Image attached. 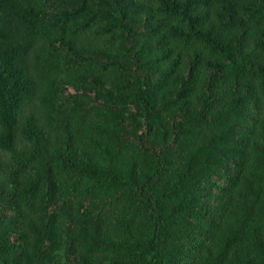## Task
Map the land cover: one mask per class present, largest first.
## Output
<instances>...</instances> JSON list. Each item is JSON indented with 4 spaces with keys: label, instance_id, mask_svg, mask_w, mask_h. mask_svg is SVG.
Wrapping results in <instances>:
<instances>
[{
    "label": "trees",
    "instance_id": "1",
    "mask_svg": "<svg viewBox=\"0 0 264 264\" xmlns=\"http://www.w3.org/2000/svg\"><path fill=\"white\" fill-rule=\"evenodd\" d=\"M256 263L264 0H0V264Z\"/></svg>",
    "mask_w": 264,
    "mask_h": 264
},
{
    "label": "rangeland",
    "instance_id": "2",
    "mask_svg": "<svg viewBox=\"0 0 264 264\" xmlns=\"http://www.w3.org/2000/svg\"><path fill=\"white\" fill-rule=\"evenodd\" d=\"M75 158L77 159V162H78V165L80 167L84 166L86 163L82 162L84 161L82 156L80 154H77L75 156ZM126 242L127 245L130 247V249L136 254V253H140L144 250L145 248V243L139 239L138 237H131V238H128L127 240L125 239H120V240H117L115 242L116 245H120V243H124ZM256 264H263V263H256Z\"/></svg>",
    "mask_w": 264,
    "mask_h": 264
}]
</instances>
